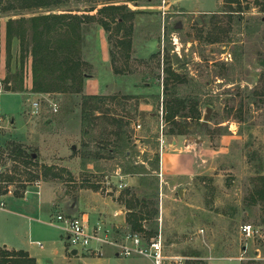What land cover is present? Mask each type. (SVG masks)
Here are the masks:
<instances>
[{"label": "rangeland", "instance_id": "1", "mask_svg": "<svg viewBox=\"0 0 264 264\" xmlns=\"http://www.w3.org/2000/svg\"><path fill=\"white\" fill-rule=\"evenodd\" d=\"M59 1L58 8L23 10L17 0H0V60L5 62L1 71L7 74L0 80V114L5 120L0 137L3 171L11 173L13 165H19L10 159L8 143L12 142L36 153L39 165H19L18 180L9 187V194L42 182L56 191L58 202L65 203L66 215H87L91 230L103 225L114 232L126 231L120 220L122 211L114 210L122 209L128 215L121 199L144 198L146 211H158L143 223L145 229L163 234L165 256L171 262L184 257V264H264V203L252 200L254 180L264 176V12L256 0H243L241 6L228 0ZM111 4L136 13L127 24L128 30L133 26L132 46L119 43L125 32L115 22L107 31L97 19L86 21L81 59L88 78L82 94L33 93L32 29L28 25L25 54L19 39L12 41L9 53L7 45L5 53L1 50L10 19L49 14L99 19L98 11ZM51 34L54 44L66 36L59 27ZM169 65L186 81L177 95L198 101L203 113L202 127L188 122L191 135H171L174 127L164 118V78L168 77L164 69ZM7 76L18 77L20 83L23 79L24 95L6 93ZM84 95L109 97L103 111L107 117L121 119L129 143L124 152H102L103 158L95 159L99 149L114 147L116 137L104 133V121L90 135L84 133ZM39 99L42 111L34 117L31 103ZM50 103L59 105L58 113H53ZM208 108L212 113L206 119ZM231 133L239 138L228 143L223 136ZM191 138L198 160L193 176L165 174L163 154H176L177 140L186 149ZM137 165H145L153 175L127 174L126 170ZM41 166L51 168L56 176L46 178ZM30 175L40 178L30 185ZM144 179L159 190L144 187ZM128 191L131 196H126ZM74 204L81 205L83 214L72 215ZM8 209L13 211L10 202ZM17 218L0 211V232L9 239ZM246 224L255 227L253 238L242 235L241 227ZM28 228L26 222L23 230ZM62 240L60 251L53 247L47 253L45 245L44 264H154L143 257L99 258L81 250L74 255L64 232Z\"/></svg>", "mask_w": 264, "mask_h": 264}, {"label": "trees", "instance_id": "2", "mask_svg": "<svg viewBox=\"0 0 264 264\" xmlns=\"http://www.w3.org/2000/svg\"><path fill=\"white\" fill-rule=\"evenodd\" d=\"M20 2V8L23 10L34 9H50L52 7L58 8L62 2L59 0H17ZM117 2L120 0H116ZM243 0H228L232 5L237 4L241 6ZM256 5L264 12V1L256 0ZM101 18L97 16H80L73 14H49L40 15L30 18L10 19L6 25V39L7 51L14 39H19L22 45V54H25L27 44V25L32 29L31 36V55L33 57V93L48 94V93H62V94H82L86 78L84 74V63L81 59V43L83 40L82 28L88 20H99L101 26L110 31L111 22H115L119 27V31H124V39L119 43L128 48L132 46L130 26L128 30L127 24L132 22L136 13L130 11L124 5H107L98 11ZM58 27L63 29L66 36L58 40L56 44L53 42L51 32ZM130 57L129 55L127 56ZM167 53L164 54V59L167 61ZM169 61V60H168ZM168 77L164 78V96L166 100L163 102L164 118L167 123L173 125L174 129L170 132L171 135L186 136L191 135L189 131V121H194L197 127H202L203 113L199 107V102L190 98L180 97L177 95L178 87L185 84V79L177 75L172 67L169 65L164 69ZM18 77L7 76L5 82L9 92L24 93L23 79L21 83ZM14 82V85H13ZM12 85L13 87H9ZM109 97L99 95H84L82 100V126L84 133L90 135L96 128L98 123L102 122L105 131L104 133L109 136H114V147L99 149L95 159H101L102 152L110 155L124 152L128 146L126 139L127 133L121 119L116 117H107L103 111ZM185 120L183 123L182 121ZM112 128V130H110ZM10 150V159L14 164L22 165L25 167H38V157L34 156L36 153L30 154L29 151L22 145L15 142L8 143ZM5 148V147H4ZM8 150V148H7ZM102 154V155H101ZM128 154V153H127ZM91 162H94L92 160ZM88 162L85 163V165ZM155 163L159 166L160 157L157 156ZM19 165H13L11 173L3 171L6 167L4 151L0 154V183L2 194L4 196L9 194V187L13 186L18 180L17 175L20 174ZM135 166L126 170L127 174H142L153 175L145 165ZM158 168V167H157ZM260 168L263 166L260 163ZM44 176H56L52 174V169L49 167H42ZM264 169V168H263ZM157 170V169H156ZM12 173H15L12 174ZM49 176V177H50ZM34 175H30L27 182L32 184L35 179H39ZM148 179H144L142 185L144 187H151L158 191L159 186L155 183H148ZM27 189L26 186L22 187V191H13L16 197H22ZM132 195L131 191L126 193V196ZM122 203L128 208L127 223L134 233L143 234L149 238L155 237L158 230L145 229L144 222L148 221L158 211H146L147 200L137 199L133 195L130 199H121ZM252 200L255 204L259 202L264 203V176H259L254 180V191ZM147 205V206H146ZM0 264H37V260L30 256L26 251L8 250L6 248L0 249Z\"/></svg>", "mask_w": 264, "mask_h": 264}, {"label": "crops", "instance_id": "3", "mask_svg": "<svg viewBox=\"0 0 264 264\" xmlns=\"http://www.w3.org/2000/svg\"><path fill=\"white\" fill-rule=\"evenodd\" d=\"M7 45L6 39V32L1 40V50L5 53ZM1 52V53H2ZM3 60H0V80L1 77L5 78L7 74L3 75L1 71V65H4ZM4 93V92H3ZM7 94H23L24 93H15V92H6ZM5 123V122H4ZM3 123V128L4 127ZM12 125L15 128V121H12ZM17 128L13 129L14 132H17ZM232 130V129H231ZM12 131V132H13ZM234 132V131H232ZM2 134V132H1ZM0 134V137H1ZM26 134V129H25ZM17 136V133H16ZM19 136H23L19 134ZM223 138L228 141V143H232L235 140H238V134H225ZM17 138L14 137L13 140ZM16 141H19L17 139ZM20 141L24 142V139H20ZM190 142V146L187 144L186 149L181 146L182 141H175L174 145L176 147L177 153L173 156L170 153L163 154V171L165 174H170L174 176L180 177H191L193 176L194 172L197 170L196 166L198 164V160L194 157L193 149H192V141L193 138L188 140ZM1 142V140H0ZM25 143V142H24ZM196 144L199 145L198 140ZM2 146V144H1ZM6 208L4 210H0L6 213H12L14 216L18 217L15 222V226L11 228L10 232L12 233L11 238L9 239L5 235L0 232V248H6L8 250H16V251H26L30 254L31 257L37 260V264H44L42 260V256L46 254L44 250L45 245L48 246L47 253L53 247H56L58 251L62 249L63 244V228L62 226L56 222V217L60 214H66V205L63 202L57 201V193L56 191L49 187V185H45L42 182H38L37 184L28 187L22 197H16L13 193L6 195L5 197ZM10 202V206L13 211L8 209V204ZM70 212H73L72 215H77V213H82L83 209L81 205L74 204L72 205ZM114 210L117 212L119 211L122 216L120 215V220L123 222L124 226L122 228H130L127 223V216L123 212L122 209ZM77 212V213H74ZM69 214V212H68ZM83 214V213H82ZM87 217V215H85ZM26 222H28L29 228L28 230H23V226H25ZM35 224H40L43 226L35 227ZM15 227V228H14ZM22 227V229H20ZM44 228V229H43ZM65 233V232H64ZM66 239L68 242V237L66 235ZM68 247L69 242L67 243ZM78 255V252L77 254ZM109 256L118 257L114 254L113 249H106V255L104 257L99 258H109ZM122 258V257H118ZM106 259V260H109ZM129 259V258H124ZM104 260V261H106Z\"/></svg>", "mask_w": 264, "mask_h": 264}, {"label": "built area", "instance_id": "4", "mask_svg": "<svg viewBox=\"0 0 264 264\" xmlns=\"http://www.w3.org/2000/svg\"><path fill=\"white\" fill-rule=\"evenodd\" d=\"M53 113L59 112L57 103H50ZM42 111L41 99L31 103V115L40 116ZM5 122L3 115L0 114V134L3 130ZM2 146L0 142V154ZM123 179L122 175H119ZM125 184H120V189H123ZM5 196L2 194L0 183V210L6 208ZM119 214H116V216ZM56 222L59 223L68 237L69 245L74 250H81L96 257H104L106 249H113L114 254L122 258L143 257L150 259L154 264H184L186 258L177 257L170 261L165 256V242L162 233H158L155 237L149 238L143 234L134 233L127 228L124 232H114L103 229V225L95 229L89 228V220L86 216L72 217L66 214H60L56 217ZM256 229L251 224L242 225L241 233L247 239L253 238L256 234Z\"/></svg>", "mask_w": 264, "mask_h": 264}, {"label": "water", "instance_id": "5", "mask_svg": "<svg viewBox=\"0 0 264 264\" xmlns=\"http://www.w3.org/2000/svg\"><path fill=\"white\" fill-rule=\"evenodd\" d=\"M207 113H208V115H207L206 119H208V118L210 117V114L212 113V109H211V108H208ZM77 252H78L77 250H73L72 253H73L74 255H76Z\"/></svg>", "mask_w": 264, "mask_h": 264}]
</instances>
